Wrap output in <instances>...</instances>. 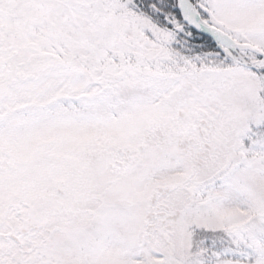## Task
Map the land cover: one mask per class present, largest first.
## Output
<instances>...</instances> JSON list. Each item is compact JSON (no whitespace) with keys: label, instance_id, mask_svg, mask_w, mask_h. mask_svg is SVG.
Wrapping results in <instances>:
<instances>
[{"label":"rangeland","instance_id":"rangeland-1","mask_svg":"<svg viewBox=\"0 0 264 264\" xmlns=\"http://www.w3.org/2000/svg\"><path fill=\"white\" fill-rule=\"evenodd\" d=\"M15 1L0 0L2 26ZM50 3L49 10L22 0L21 10L43 21L5 39L42 77L11 101L36 103L30 123L0 126V264H199L190 253L192 225L208 231L264 217V135L252 141L255 162L238 154L247 130L264 126L261 78L238 64L201 69L166 46L170 32L127 14L101 19L96 0ZM201 3L215 28L264 52V0ZM190 12L197 16L191 5ZM102 29L107 38L98 35ZM95 38L100 58L109 59L102 65L113 69L104 80L96 77L104 66L95 73L89 66L81 77L67 67L53 72L56 59L70 62L79 53L75 60L86 61L82 54L91 51L84 48ZM245 55L264 69V58ZM110 76L124 78L112 91ZM80 94L88 101L83 114L62 118L38 106ZM110 107L122 113L109 117ZM165 131L185 137L194 151H177ZM8 146L17 150V172L6 165ZM115 157L121 165L112 164ZM223 173L235 178L205 190L211 200L204 194L196 201Z\"/></svg>","mask_w":264,"mask_h":264},{"label":"trees","instance_id":"trees-1","mask_svg":"<svg viewBox=\"0 0 264 264\" xmlns=\"http://www.w3.org/2000/svg\"><path fill=\"white\" fill-rule=\"evenodd\" d=\"M42 2V5L50 10L53 4L50 3L51 0H38ZM101 7L100 15L105 17L121 16L122 14H127L129 16L142 17L154 23L161 29L170 32L174 39L168 44V48L175 53L180 54L183 57H187L193 60L204 61L207 63L220 64L221 67H225L226 63L236 62V58L228 57L225 49H220V47L215 43V40L196 32L194 29L190 28L183 21L181 11H180V0H96ZM199 16L206 21H208L209 16L205 9L204 4L201 0H188ZM106 4L110 6L106 7ZM72 8V9H71ZM22 9V0H17L12 2V7L7 11L5 19L9 26H3L6 37L8 38L12 32H17L19 29L22 31L30 30L29 27L33 28L38 26L43 20L41 17L33 16L26 13ZM57 9L64 12L81 10L82 8H77L75 5H70L69 9L61 5ZM61 11V12H62ZM97 27H100L97 25ZM105 29H102L98 33L100 38H107L108 32L104 33ZM95 38L91 39L84 49L91 51V54H86V51L82 55H87L86 61L75 60L79 58V53L70 62H60L56 59L54 65L51 66L53 72L61 70L62 68H68L69 72L72 74L74 71L81 77L88 70L89 66L93 69V73L101 67L104 69L99 76L105 78L106 73L113 71L112 67L106 65L109 59L100 58L99 50L101 47L97 44ZM91 56V57H90ZM90 57V58H89ZM113 61H117L115 56L111 57ZM93 60V64L90 65L89 60ZM102 61H107L103 63ZM92 63V62H91ZM81 67L84 69L81 70ZM110 70V71H109ZM259 75L264 79V70H256ZM114 79L110 82L109 87L112 91L113 81L123 83L121 76H110ZM104 80V79H103ZM102 97H104L102 95ZM116 103L115 100L112 101ZM87 99H66L62 102L61 109H56L57 113H63L62 109L66 108L69 112L83 114L82 110L86 111V106H88ZM112 106V105H111ZM100 110L102 111V105H100ZM109 117L118 116L122 113L115 112L114 107L108 108ZM107 115V113H106ZM104 117V115H103ZM258 128L252 127L248 129L246 136L242 139V144L244 145L238 154H243L249 160L255 162L256 157L252 155L253 151V140H256L264 135V127ZM261 133V134H259ZM235 178L233 175L228 176V174L223 175L214 180L213 184H206V187L202 188L200 192L195 195V200H202V196L206 194L205 190L214 189L217 186H226L230 183V180ZM243 185L242 180L239 181ZM213 186V187H211ZM209 192V191H207ZM207 195V199H210V195ZM207 200V201H209ZM198 205V204H197ZM194 205L193 208L197 207ZM192 208V209H193ZM199 211L200 218L204 217ZM192 243L190 248V253L192 259L196 260L199 264H254L259 260V257L264 256V217L258 215L254 220H251L248 224L242 227L226 228L223 227L217 230H204V228L199 229L197 224L192 225L190 229ZM107 238L102 242V244L107 243ZM60 243V240H55L54 247ZM79 261V260H78ZM75 264V263H73ZM78 264V263H76Z\"/></svg>","mask_w":264,"mask_h":264},{"label":"flooded vegetation","instance_id":"flooded-vegetation-1","mask_svg":"<svg viewBox=\"0 0 264 264\" xmlns=\"http://www.w3.org/2000/svg\"><path fill=\"white\" fill-rule=\"evenodd\" d=\"M5 38L6 34L2 29L0 30V126L4 125L5 127H13L20 130L24 125L30 123L31 118L25 116L26 114H29L27 112L29 107L28 105L13 107L11 101L19 90H25L26 88L29 89L28 87L32 85V83H35L39 77H37L38 74H34L33 71H31L28 63L19 60L18 52H16L12 46L7 47L5 45ZM165 132V134L168 135L167 139H172V142L167 143L173 146L175 145L177 151L182 152L183 155L189 151H194L184 144L185 140H187L185 137H183L184 139L179 138L177 140L171 138L170 132ZM161 135L163 136V133H161ZM191 143L195 144L194 140H191ZM9 151L11 157L8 155ZM13 151L16 150H4V154H6V164L9 161L15 162L13 169L9 168L10 173L17 172L19 167L18 156ZM116 162L117 157H115V163L112 164L117 166L118 164L121 165V162ZM111 171L113 172V170Z\"/></svg>","mask_w":264,"mask_h":264},{"label":"water","instance_id":"water-1","mask_svg":"<svg viewBox=\"0 0 264 264\" xmlns=\"http://www.w3.org/2000/svg\"><path fill=\"white\" fill-rule=\"evenodd\" d=\"M181 14H182V17H183L184 21L186 22V24L188 26L194 28L196 31H199L202 34H206V35H209L211 37H216L218 39H221L223 41V43L231 49H234V50H252V51L256 52L257 54H260L261 56L264 57L263 52L252 49L250 47L241 46V45L237 44L229 36H227L226 34L221 32L220 30L215 29V28H210V27L206 26L205 24L196 20L191 15H189V6L187 3V0H181ZM180 116L185 117L186 116L185 112L181 111Z\"/></svg>","mask_w":264,"mask_h":264}]
</instances>
